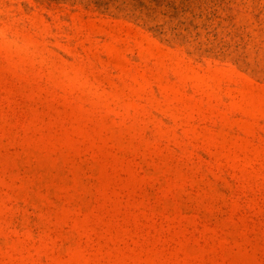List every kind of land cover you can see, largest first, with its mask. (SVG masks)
<instances>
[{
    "label": "rangeland",
    "instance_id": "rangeland-1",
    "mask_svg": "<svg viewBox=\"0 0 264 264\" xmlns=\"http://www.w3.org/2000/svg\"><path fill=\"white\" fill-rule=\"evenodd\" d=\"M0 264H264V0H0Z\"/></svg>",
    "mask_w": 264,
    "mask_h": 264
}]
</instances>
